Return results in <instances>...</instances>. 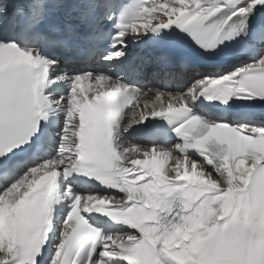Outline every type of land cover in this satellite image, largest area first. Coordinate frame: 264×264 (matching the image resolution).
Instances as JSON below:
<instances>
[{
    "label": "snow or ice",
    "instance_id": "1",
    "mask_svg": "<svg viewBox=\"0 0 264 264\" xmlns=\"http://www.w3.org/2000/svg\"><path fill=\"white\" fill-rule=\"evenodd\" d=\"M0 264H264V0H0Z\"/></svg>",
    "mask_w": 264,
    "mask_h": 264
}]
</instances>
